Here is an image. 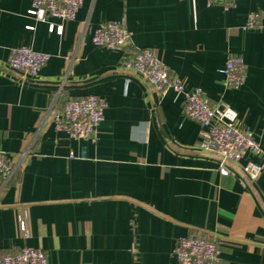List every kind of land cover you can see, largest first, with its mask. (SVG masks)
Masks as SVG:
<instances>
[{"label": "crops", "instance_id": "0c3cea01", "mask_svg": "<svg viewBox=\"0 0 264 264\" xmlns=\"http://www.w3.org/2000/svg\"><path fill=\"white\" fill-rule=\"evenodd\" d=\"M31 2L0 0V148L16 167L0 178V254L39 247L48 264H169L191 234L215 242L223 264H264V168L254 180L232 165L223 175L198 148L182 97L156 95L122 68L151 48L212 105L234 110L264 149V0H82L68 21L29 14ZM253 11L260 25L243 28ZM108 20L132 33L121 49L91 40ZM19 46L48 54L37 78L5 68ZM229 54L246 66L237 87L221 72ZM86 95L105 101L97 139L55 130L53 110Z\"/></svg>", "mask_w": 264, "mask_h": 264}, {"label": "built area", "instance_id": "2783aa9c", "mask_svg": "<svg viewBox=\"0 0 264 264\" xmlns=\"http://www.w3.org/2000/svg\"><path fill=\"white\" fill-rule=\"evenodd\" d=\"M218 2L223 8L234 5L235 0H207V4ZM82 0H32L29 14L42 18L49 14L63 21L72 20ZM259 11L247 15L243 28L260 25ZM53 28V25L50 26ZM62 31V25L57 27ZM131 31L121 21L108 20L101 23L93 32L92 42L109 49H121L131 38ZM48 54L35 51L27 46L9 50L5 68L22 78L35 79L39 76ZM122 68L140 77L156 95L168 89L182 97V111L185 117L196 121L199 126L198 148L211 152L217 158V168L223 174H230L234 166L245 178L254 180L264 168V149L253 134L242 129L237 123L236 112L225 105L222 108L212 105L199 87L188 86L186 80L169 71L151 48L143 47L125 57ZM246 66L242 58L229 54L221 69L224 84L237 87L243 83ZM105 101L96 95L68 97L61 109L52 112L54 129L64 132L72 139L96 140V127L103 120ZM246 153L261 158V162L246 161L240 164ZM16 170L6 160L0 148V178L7 180ZM24 229V222H20ZM173 260L169 264H223L220 251L213 241L187 234L180 236L172 249ZM0 264H48L42 248L23 247L16 252L0 254Z\"/></svg>", "mask_w": 264, "mask_h": 264}]
</instances>
